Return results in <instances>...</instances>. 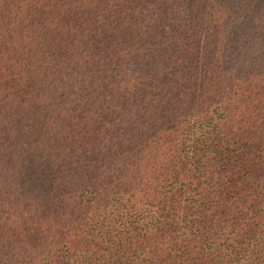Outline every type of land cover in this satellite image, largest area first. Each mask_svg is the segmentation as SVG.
Returning a JSON list of instances; mask_svg holds the SVG:
<instances>
[{
  "label": "trees",
  "instance_id": "1",
  "mask_svg": "<svg viewBox=\"0 0 264 264\" xmlns=\"http://www.w3.org/2000/svg\"><path fill=\"white\" fill-rule=\"evenodd\" d=\"M0 264H264V0H0Z\"/></svg>",
  "mask_w": 264,
  "mask_h": 264
}]
</instances>
